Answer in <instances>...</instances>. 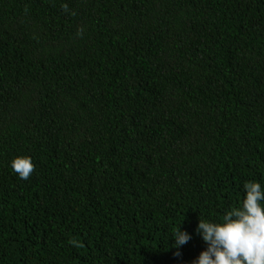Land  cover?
Segmentation results:
<instances>
[{"label": "trees", "instance_id": "obj_1", "mask_svg": "<svg viewBox=\"0 0 264 264\" xmlns=\"http://www.w3.org/2000/svg\"><path fill=\"white\" fill-rule=\"evenodd\" d=\"M250 180L264 0H0V264H193Z\"/></svg>", "mask_w": 264, "mask_h": 264}, {"label": "clouds", "instance_id": "obj_2", "mask_svg": "<svg viewBox=\"0 0 264 264\" xmlns=\"http://www.w3.org/2000/svg\"><path fill=\"white\" fill-rule=\"evenodd\" d=\"M68 11L67 5L62 6ZM74 14V13H73ZM83 29H79L81 36ZM12 171L22 180H28L36 166L31 157L18 156L11 161ZM246 192L238 207L225 212L219 221H208L199 217L197 233L207 245L193 264H264V187L260 182L244 183ZM174 248L188 243L191 236L181 231V226L173 230ZM69 245L79 248L76 239ZM179 255V253H176Z\"/></svg>", "mask_w": 264, "mask_h": 264}]
</instances>
